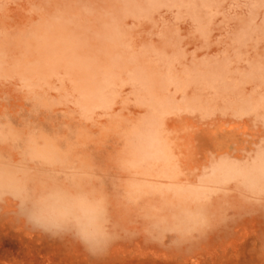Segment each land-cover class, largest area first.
Masks as SVG:
<instances>
[{"label":"rangeland","instance_id":"374dc122","mask_svg":"<svg viewBox=\"0 0 264 264\" xmlns=\"http://www.w3.org/2000/svg\"><path fill=\"white\" fill-rule=\"evenodd\" d=\"M8 123L0 157L103 194L117 238L94 259L0 202V264H264V203L228 182L264 149V0H0Z\"/></svg>","mask_w":264,"mask_h":264},{"label":"clouds","instance_id":"9594fccd","mask_svg":"<svg viewBox=\"0 0 264 264\" xmlns=\"http://www.w3.org/2000/svg\"><path fill=\"white\" fill-rule=\"evenodd\" d=\"M21 137V131L10 123L0 125V148L15 145ZM236 169L228 182L238 184L246 194L247 204L264 203V149L238 163ZM9 201L16 216L32 230L53 239L71 237L91 258L104 256L117 238L109 203L103 194L50 178L36 181L23 154L15 162L0 157V202ZM182 216L198 217L199 222L189 227L179 218L171 223L154 220L143 227L146 234L171 235L177 240L209 227L203 209L185 211Z\"/></svg>","mask_w":264,"mask_h":264},{"label":"bare ground","instance_id":"6f19581e","mask_svg":"<svg viewBox=\"0 0 264 264\" xmlns=\"http://www.w3.org/2000/svg\"><path fill=\"white\" fill-rule=\"evenodd\" d=\"M3 155H5V154H3ZM131 191V190H130ZM129 192V191H128ZM126 196H127V194H126ZM129 196V195H128ZM131 197V196H130ZM10 209V208H9ZM224 256V255H223Z\"/></svg>","mask_w":264,"mask_h":264}]
</instances>
